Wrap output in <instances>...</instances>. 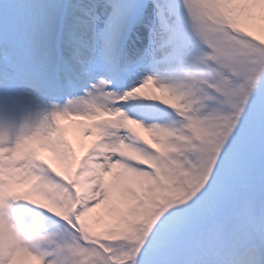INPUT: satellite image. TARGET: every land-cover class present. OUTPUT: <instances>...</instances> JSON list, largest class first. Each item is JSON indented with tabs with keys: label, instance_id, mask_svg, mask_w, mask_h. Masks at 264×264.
Segmentation results:
<instances>
[{
	"label": "snow or ice",
	"instance_id": "obj_1",
	"mask_svg": "<svg viewBox=\"0 0 264 264\" xmlns=\"http://www.w3.org/2000/svg\"><path fill=\"white\" fill-rule=\"evenodd\" d=\"M0 264H264V0H0Z\"/></svg>",
	"mask_w": 264,
	"mask_h": 264
},
{
	"label": "rangeland",
	"instance_id": "obj_2",
	"mask_svg": "<svg viewBox=\"0 0 264 264\" xmlns=\"http://www.w3.org/2000/svg\"><path fill=\"white\" fill-rule=\"evenodd\" d=\"M70 136H71V137H70ZM68 138H69V140L73 143L74 148H76V150H77V155H80V154H81L77 141H78V140H84L85 143H88V142H90L91 139H92V137L89 136L90 139H89V141L87 142V138L81 137V136L79 135V133L76 132L73 128L68 129ZM42 155H43V157L46 158V159H49V160L52 159L51 153L43 152ZM54 161H55V160H54ZM55 162H56V161H55ZM56 163H57V162H56ZM57 164H58V163H57ZM58 166H60V165L58 164ZM60 168H61V167H60ZM60 170H62V169H60Z\"/></svg>",
	"mask_w": 264,
	"mask_h": 264
},
{
	"label": "bare ground",
	"instance_id": "obj_3",
	"mask_svg": "<svg viewBox=\"0 0 264 264\" xmlns=\"http://www.w3.org/2000/svg\"><path fill=\"white\" fill-rule=\"evenodd\" d=\"M141 135H143L145 138L147 137V134H146V133H141ZM50 161L53 163V165H54L55 167L58 168V170L61 169L60 166H58V164L54 161L53 158H52ZM101 211H103V210H101ZM101 223H103V220L101 221Z\"/></svg>",
	"mask_w": 264,
	"mask_h": 264
}]
</instances>
